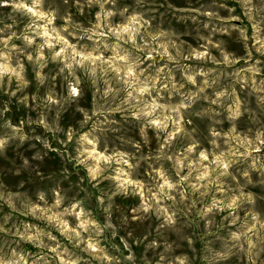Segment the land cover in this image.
I'll return each mask as SVG.
<instances>
[{
    "label": "rangeland",
    "instance_id": "obj_1",
    "mask_svg": "<svg viewBox=\"0 0 264 264\" xmlns=\"http://www.w3.org/2000/svg\"><path fill=\"white\" fill-rule=\"evenodd\" d=\"M0 264H264V0H0Z\"/></svg>",
    "mask_w": 264,
    "mask_h": 264
}]
</instances>
